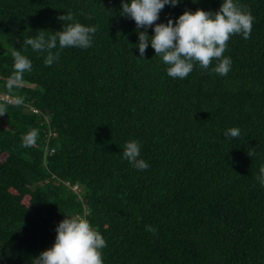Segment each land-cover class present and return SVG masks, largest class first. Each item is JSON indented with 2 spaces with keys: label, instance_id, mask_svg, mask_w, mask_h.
<instances>
[{
  "label": "trees",
  "instance_id": "trees-1",
  "mask_svg": "<svg viewBox=\"0 0 264 264\" xmlns=\"http://www.w3.org/2000/svg\"><path fill=\"white\" fill-rule=\"evenodd\" d=\"M236 2L254 20L249 39L228 42L229 73L213 60L179 79L150 42L140 56L122 0H0V92L23 99L0 100V264H33L71 215L104 237V264H264V0ZM222 3L182 0L157 23ZM67 12L65 24L97 28L92 45L57 43L59 60L45 66L24 38L62 30ZM140 31L151 37L154 25ZM13 49L32 69L10 92ZM234 127L240 136L225 138ZM33 128L36 144L24 147ZM130 140L147 170L124 158Z\"/></svg>",
  "mask_w": 264,
  "mask_h": 264
},
{
  "label": "clouds",
  "instance_id": "clouds-1",
  "mask_svg": "<svg viewBox=\"0 0 264 264\" xmlns=\"http://www.w3.org/2000/svg\"><path fill=\"white\" fill-rule=\"evenodd\" d=\"M182 0H122L121 15L135 21L139 36L138 48L140 56L144 57L149 42L155 50V56L162 58L168 66L167 74L172 78L185 79L193 71L194 65L205 70L209 69L213 60L217 61L215 73L226 76L231 70L232 61L225 57L228 42L232 36L242 34L249 39L252 32L254 17L250 9H246L236 0H223L218 11L197 9L195 12L186 10L177 20L168 19L167 23H157L160 13L166 5L173 7ZM197 0H193L196 3ZM63 22V28L46 36L44 30H39L34 38H24L23 46H31L33 51L46 52L45 66H51L60 57L59 51L53 49L75 47L87 49L92 45L93 34L97 31L94 26H85L74 21V15L67 12L58 17ZM91 19V17H89ZM154 35L149 37L147 31L140 29L152 28ZM13 73L7 81L11 92L19 87L25 72L32 69L31 61L20 51L13 49ZM16 105L23 103L17 98ZM8 104L0 102V116L8 114ZM99 126V125H98ZM38 130L30 129L22 137L24 147H33L38 138ZM240 136L239 128H230L224 137ZM140 146L136 140L128 141L123 149V156L132 166L139 170H147L149 164L140 157ZM251 155V154H250ZM260 183L264 185V167L260 168ZM149 232L156 230L152 226L146 228ZM54 244L33 259V264H104L103 253L106 245L104 237L96 230L89 220L78 215L65 216L56 228Z\"/></svg>",
  "mask_w": 264,
  "mask_h": 264
},
{
  "label": "built area",
  "instance_id": "built-area-1",
  "mask_svg": "<svg viewBox=\"0 0 264 264\" xmlns=\"http://www.w3.org/2000/svg\"><path fill=\"white\" fill-rule=\"evenodd\" d=\"M0 100L1 101H7L9 103H14L16 101V98L15 97H11L8 94H3V93L0 92ZM73 189L76 192H79L80 191V188L77 185L76 186H73Z\"/></svg>",
  "mask_w": 264,
  "mask_h": 264
}]
</instances>
